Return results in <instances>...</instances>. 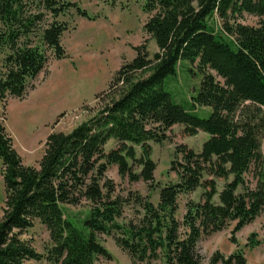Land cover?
<instances>
[{"label": "trees", "instance_id": "trees-1", "mask_svg": "<svg viewBox=\"0 0 264 264\" xmlns=\"http://www.w3.org/2000/svg\"><path fill=\"white\" fill-rule=\"evenodd\" d=\"M38 4L54 18L38 29L40 41L56 59L64 58L61 36L66 24L55 19L69 7L84 17L87 13L71 2ZM143 8L152 13L144 30L157 51L150 58L145 43L134 46L135 57L123 63L107 89L96 96V113L68 133L48 134L37 167L22 163L0 122V264H95L100 257L112 259L97 233H119L115 242L132 264L154 259L159 251L165 264H203L196 253L202 234L219 231L231 221L236 232L264 213V0H143ZM42 10L29 13L26 0H0L3 105L9 96L22 97L28 81L47 63L45 52L29 40L43 21ZM242 12L262 19L257 26L228 23ZM216 16L223 20L219 29L210 24ZM180 60L197 62L202 72L193 105L210 106L207 118L185 110L163 89V79L175 73ZM175 124L182 125L186 135L203 131L210 136L200 152L178 144L180 162L171 164L178 182L159 189L156 205L135 195L142 219L118 224L125 200L113 196L114 184L105 176L108 165H116L119 175L130 181L152 182L156 164L149 142L165 140ZM110 139L117 145L106 152ZM129 161L141 170L135 173ZM205 173L232 179L217 191L214 178L203 180ZM248 173L255 180L253 187L246 182ZM198 187L205 189L203 201L187 202L179 222L178 196ZM82 200L91 208L79 229L66 216L64 205ZM36 220L49 232L52 246L45 253L20 238ZM207 264H246V259L240 250L228 256L216 252Z\"/></svg>", "mask_w": 264, "mask_h": 264}, {"label": "rangeland", "instance_id": "rangeland-1", "mask_svg": "<svg viewBox=\"0 0 264 264\" xmlns=\"http://www.w3.org/2000/svg\"><path fill=\"white\" fill-rule=\"evenodd\" d=\"M38 2L39 0H26V10L29 13L42 10ZM59 2L75 3L80 10L87 13V17H84L75 7H69L55 19L66 24L61 36L66 56L56 59L51 50L40 41L38 29L54 20L51 14L43 9V21L37 30L29 35V40L45 52L47 63L34 79L28 81L22 97L9 96L5 105L0 101V122L12 138L14 150L24 165L34 167L38 166L48 134L68 133L96 113L100 106L96 96L107 89L120 66L135 57L134 46L145 43L150 58L157 51L154 39L144 30V24L152 13L144 10L143 0H59ZM261 19L262 17L242 12L230 17L228 23L257 26ZM222 23L223 20L217 16L210 21L215 29H219ZM4 56L5 54L0 55V66ZM206 71L214 75V72L208 69ZM216 79L221 80L219 77ZM201 80L202 72L197 62L180 60L175 67V73L166 76L162 84L173 102L200 118H207L212 111L210 106L193 105V98L197 95ZM166 136L162 142H149L151 158L156 164L152 182L141 179L130 181L127 176L119 175L116 165H108L105 176L114 184L113 196L125 200L122 214L116 219L118 224L138 223L142 219L143 208L141 203L135 200V195H140L142 202L146 199L156 205L159 189L178 182L176 172L171 169L172 162L174 161L176 165L181 159V156L175 153L178 144H186L195 152H200L210 135L203 131L186 135L183 133V126L175 124L166 131ZM262 144L264 154V139ZM116 145L117 141L110 139L104 150L108 152ZM135 149L138 157L140 149L137 146ZM129 162L135 173L141 170L137 164ZM208 178H214L217 191H220L232 176L225 180L205 173L203 180ZM246 182L249 186H254L255 180L251 173L246 175ZM204 191V188L198 187L192 192L178 196L176 220L182 222L187 202L203 201ZM3 201L4 186L0 161V217ZM213 201L218 202V194L213 197ZM90 208L91 204L86 200H82L78 205H64L66 216L72 219L79 229H82L81 222L87 217ZM234 227L235 222L231 221L219 231L200 236L196 243V253L203 264H207L216 252L228 256L237 250L243 253L246 264H264V213H260L236 232H233ZM96 236L100 244L110 252L112 259L100 257L95 264H132L127 253L115 242V236H119V233L111 235L97 233ZM20 238L27 240L39 253H45L52 246L48 230L38 220L31 228L25 230ZM136 264L165 262L162 252L159 251L154 259Z\"/></svg>", "mask_w": 264, "mask_h": 264}]
</instances>
